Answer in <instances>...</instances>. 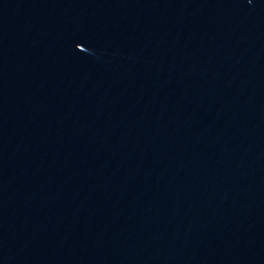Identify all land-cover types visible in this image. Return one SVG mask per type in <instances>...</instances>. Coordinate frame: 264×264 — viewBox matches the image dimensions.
I'll list each match as a JSON object with an SVG mask.
<instances>
[{"label": "water", "instance_id": "1", "mask_svg": "<svg viewBox=\"0 0 264 264\" xmlns=\"http://www.w3.org/2000/svg\"><path fill=\"white\" fill-rule=\"evenodd\" d=\"M0 264H264V0H0Z\"/></svg>", "mask_w": 264, "mask_h": 264}]
</instances>
